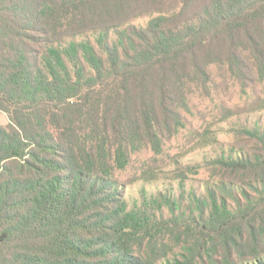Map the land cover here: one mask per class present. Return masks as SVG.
Masks as SVG:
<instances>
[{"label":"trees","instance_id":"obj_1","mask_svg":"<svg viewBox=\"0 0 264 264\" xmlns=\"http://www.w3.org/2000/svg\"><path fill=\"white\" fill-rule=\"evenodd\" d=\"M163 2L0 0V264H264V123L206 159L203 193L195 164L132 206L116 179L164 153L212 67L264 82V0Z\"/></svg>","mask_w":264,"mask_h":264},{"label":"rangeland","instance_id":"obj_2","mask_svg":"<svg viewBox=\"0 0 264 264\" xmlns=\"http://www.w3.org/2000/svg\"><path fill=\"white\" fill-rule=\"evenodd\" d=\"M180 8V0H164L158 5L160 11ZM138 15L131 22L145 27L159 11L137 10ZM246 92L242 85L225 70L212 67V79L207 91L195 90L188 98V107L182 108V125L171 134L163 135L164 153L155 158L146 149L132 156L130 165L115 173L123 187V196L132 206L142 200L143 194L159 191L180 193L179 180L175 179V169L185 170L188 164L199 165L197 173L187 172L185 195L192 191L205 192L211 169L206 159L215 157L223 150L230 152L232 147L243 146L236 137V129L245 124L264 123V109H259L258 97L264 96V82H260L256 70L251 73ZM8 117L0 112V124H6ZM150 169V170H149ZM144 170H147L143 178ZM148 178L149 180H146ZM151 178V179H150Z\"/></svg>","mask_w":264,"mask_h":264}]
</instances>
